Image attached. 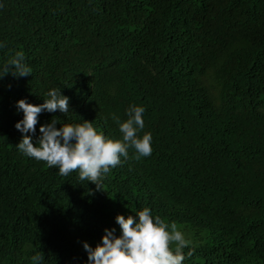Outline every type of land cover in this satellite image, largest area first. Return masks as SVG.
<instances>
[{"label":"trees","instance_id":"16d2710c","mask_svg":"<svg viewBox=\"0 0 264 264\" xmlns=\"http://www.w3.org/2000/svg\"><path fill=\"white\" fill-rule=\"evenodd\" d=\"M0 41L31 69L0 78V264H87L81 242L144 207L190 241L182 264H264V0H0ZM52 88L70 110L33 143L52 119L121 139L135 104L152 154L99 188L21 154L15 102Z\"/></svg>","mask_w":264,"mask_h":264},{"label":"clouds","instance_id":"9594fccd","mask_svg":"<svg viewBox=\"0 0 264 264\" xmlns=\"http://www.w3.org/2000/svg\"><path fill=\"white\" fill-rule=\"evenodd\" d=\"M4 47L0 41V49ZM9 72L13 77L30 75L31 69L23 52H15L7 63L0 66V78ZM45 95L47 99L38 105L28 103L26 99L15 102L16 111L22 113V118L14 124L21 133L15 147L21 154L44 161L50 168H57L59 175L77 171L79 180L92 182L99 188L104 176L129 158L130 148L134 150L135 159L152 154V134L137 135L144 128L145 108L135 104L126 109L127 119L121 121L119 117H113L121 139L106 137L86 120L62 124L57 129L55 125L59 121L52 119L50 123L40 125L39 136L33 143L40 113L59 111L65 114L70 110L69 97L62 95L60 89L52 88ZM114 219L120 229L118 236L114 234L115 228H105L95 247L81 242L87 253V264H182L185 256L192 254L191 248L187 253L183 251L190 241L177 230L176 225H169L161 217L153 216L148 207L135 212V216L118 214ZM173 242L174 251L170 248ZM30 259L33 264H42L44 257L37 253Z\"/></svg>","mask_w":264,"mask_h":264}]
</instances>
